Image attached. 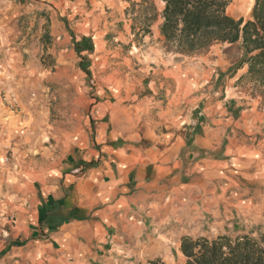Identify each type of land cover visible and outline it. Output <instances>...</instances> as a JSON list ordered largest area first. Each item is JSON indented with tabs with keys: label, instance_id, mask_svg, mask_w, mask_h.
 Segmentation results:
<instances>
[{
	"label": "rangeland",
	"instance_id": "obj_1",
	"mask_svg": "<svg viewBox=\"0 0 264 264\" xmlns=\"http://www.w3.org/2000/svg\"><path fill=\"white\" fill-rule=\"evenodd\" d=\"M253 2L232 0L227 11L235 18H248ZM64 3L0 0V157L12 171L21 164L31 167L32 162L41 167L62 164L69 141L86 133L94 136L93 123L107 121L108 112L97 111L106 102L132 119L133 86L139 125L159 118V107L151 106L153 91L166 87L167 81L158 71L178 62L196 78L186 82V91L198 87L199 81L203 83L199 87L211 86V91L226 89L227 101L264 113L261 97L251 85L237 81L244 72H232L240 58L238 45L215 42L180 55L169 50L156 34L157 15L163 7L159 0L128 1L122 10L108 0H97L100 38L95 46L91 42V51L81 54L85 56L82 64L73 47L72 19L62 11ZM158 98L155 103L164 106L165 97ZM185 132L189 141L190 132ZM185 148L182 158L187 168L193 160L188 155L191 143ZM170 202L167 215L149 217L141 230L137 219H132L136 229L126 250L111 251L109 242L99 240L89 252L70 256L58 253L41 238L17 236L15 213L0 214V264H143L155 258L182 264V235L211 239L248 233L264 242V201H216L215 207L204 209L198 201H181L172 207ZM190 204L193 207L185 209Z\"/></svg>",
	"mask_w": 264,
	"mask_h": 264
},
{
	"label": "crops",
	"instance_id": "obj_2",
	"mask_svg": "<svg viewBox=\"0 0 264 264\" xmlns=\"http://www.w3.org/2000/svg\"><path fill=\"white\" fill-rule=\"evenodd\" d=\"M40 1L65 2L62 11L72 19L74 42L88 37L95 46L100 38L97 0ZM128 1L140 0H108L118 10ZM161 21L160 11L159 36ZM180 63L158 71L167 86L153 91L151 106L160 112L150 123L139 125L133 86L132 119L104 103L97 111L108 112L107 121L93 123L94 136L69 141L62 164L32 162L12 171L0 157V214L15 213L17 236L41 238L68 256L89 252L99 240L119 252L131 246L132 219L141 230L149 217L168 214L169 201L171 207L198 201L203 209L215 207L216 201H264V113L227 101L226 89L211 91V86L199 87V81L186 91V82L196 78ZM158 96L165 97L164 106L155 103ZM189 143L193 160L186 168L182 152Z\"/></svg>",
	"mask_w": 264,
	"mask_h": 264
},
{
	"label": "trees",
	"instance_id": "obj_3",
	"mask_svg": "<svg viewBox=\"0 0 264 264\" xmlns=\"http://www.w3.org/2000/svg\"><path fill=\"white\" fill-rule=\"evenodd\" d=\"M160 1L163 7L159 34L165 46L175 53L187 54L215 42L237 44L240 58L232 72L246 68L237 81L251 85L264 106V0H254L248 18L228 13L232 0ZM73 47L79 55L92 49L88 37L75 41ZM84 58L81 55L80 64ZM80 68L85 69L82 65ZM179 251L185 258L182 264H264L263 240L248 233L219 234L211 239L182 235ZM143 264L165 263L155 258Z\"/></svg>",
	"mask_w": 264,
	"mask_h": 264
}]
</instances>
